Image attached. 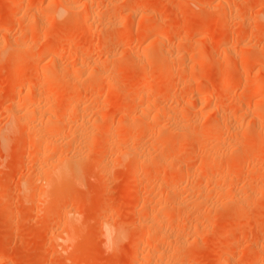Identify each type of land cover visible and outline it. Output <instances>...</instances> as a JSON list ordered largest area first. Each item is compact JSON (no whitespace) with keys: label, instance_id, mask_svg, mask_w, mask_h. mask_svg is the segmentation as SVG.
Wrapping results in <instances>:
<instances>
[{"label":"rangeland","instance_id":"obj_1","mask_svg":"<svg viewBox=\"0 0 264 264\" xmlns=\"http://www.w3.org/2000/svg\"><path fill=\"white\" fill-rule=\"evenodd\" d=\"M167 250L264 264V0H0V264Z\"/></svg>","mask_w":264,"mask_h":264},{"label":"bare ground","instance_id":"obj_2","mask_svg":"<svg viewBox=\"0 0 264 264\" xmlns=\"http://www.w3.org/2000/svg\"><path fill=\"white\" fill-rule=\"evenodd\" d=\"M57 3H59V2H57ZM65 4H66V3H65ZM65 4H64V5H65ZM60 14H61V13H60ZM56 53H57V52H56ZM74 82H75V81H74ZM78 82H79V81H78ZM78 82L76 81L75 83H78ZM59 84H60V83H59ZM81 84H82V82H81ZM78 86H80V85H78ZM76 87H77V86H76ZM207 97H208V96H207ZM91 98H92V97H91ZM208 98H209V97H208ZM208 98H207V99H208ZM42 113H43V112H42ZM40 115H41V114H40ZM42 116H43V115H42ZM42 116H40V117H42ZM47 116H49V115L47 114ZM50 116H51V115H50ZM50 116H49V117H50ZM42 120H43V119H41V121H42ZM48 120H49V118H48ZM44 126H45V125H44ZM37 127H38V126H37ZM39 127H40V126H39ZM181 127H182V126H181ZM47 128H48V126H47ZM71 128H72V127H71ZM48 129L51 130L50 128H48ZM34 130H35V129H34ZM77 130H78V129H77ZM41 131H42V130H41ZM52 131H53V129H52ZM71 131H72V129H71ZM73 132H74V130H73ZM75 132H76V130H75ZM75 132H74V133H75ZM39 133H40V131H39ZM83 134H84V133H83ZM86 134H87V133H86ZM81 135H82V134H81ZM84 136H85V134H84ZM84 139H85V138H84ZM46 141H47V140H46ZM214 146H216V147H213V148H212V149L214 150V153H213V154H216V155H217L218 153L222 152L221 147H219V146H217V145H214ZM213 150H212V151H213ZM137 153H138V152H137ZM139 154H141V153H139ZM180 201H181V200H180ZM155 217H156V216H155ZM152 218H153V217H152ZM155 219H156V218L150 219V222H149V224H148L149 227H151V228L156 227V226L160 227V226H162V225H163L162 227H164L165 225H167V222H166L165 219H162V218H161V219H158V220H155ZM148 226H147V227H148ZM195 228H196V227H195ZM107 229H108V232H110L111 234H113V232H112L113 229H112V228H109V227H108ZM147 229H148V228H147ZM193 229H194V228H193ZM160 230H161V229H160ZM196 230H197V229H196ZM196 230H195V231H196ZM157 231H158V230H157ZM164 231H165V230H164ZM108 232H107V233H108ZM163 233H164V234H163ZM163 233L161 234V236H162L161 239H162V240H163V238H166V239L168 238V239H169L170 235H168L167 232H166V233L163 232ZM111 234H110V235H111ZM110 235H109V236H110ZM112 237L115 238V237H118V235L115 236V235L113 234V236H111L110 238H112ZM178 238H179V236H178V237H175V236H174L171 240H173L174 243H178V242L181 243V241H180V238H181V237L179 238V240H178ZM177 240H178V241H177ZM163 241H164V240H163ZM176 241H177V242H176ZM182 241H183V240H182ZM170 242H171V241H170ZM172 243H173V242H172ZM178 244H179V243H178ZM175 245H177V244H175ZM158 247H159V246H158ZM173 249H174V251H175V248H173ZM176 249H177V248H176ZM163 251H164V250H163ZM174 251H172V250H167V251H165L164 254H163V255H164L163 257H165V258L162 257V258H161V263H159L160 261H159L158 263H159V264H164V262H165V264H167L166 259H168V260L171 259V258L173 257V255H174ZM176 252H177V251H176ZM177 254H178V253H177ZM153 256H154V253H153ZM160 256H161V255H160ZM176 256H178V255H176ZM154 259H155V258H154ZM154 259H153V260H154ZM141 260H142V259H141ZM164 260H165V261H164ZM168 262H170V260H169ZM150 264H151V263H150ZM153 264H154V263H153Z\"/></svg>","mask_w":264,"mask_h":264}]
</instances>
